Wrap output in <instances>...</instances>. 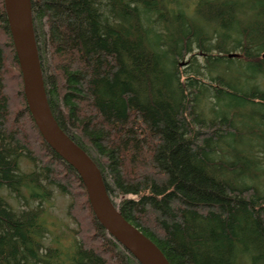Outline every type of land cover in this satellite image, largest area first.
<instances>
[{
    "label": "trees",
    "instance_id": "1",
    "mask_svg": "<svg viewBox=\"0 0 264 264\" xmlns=\"http://www.w3.org/2000/svg\"><path fill=\"white\" fill-rule=\"evenodd\" d=\"M31 1L52 112L123 217L170 264H264V144L237 146L264 140V0ZM53 188L73 198L66 250L46 244ZM0 264H140L36 125L4 0Z\"/></svg>",
    "mask_w": 264,
    "mask_h": 264
},
{
    "label": "water",
    "instance_id": "2",
    "mask_svg": "<svg viewBox=\"0 0 264 264\" xmlns=\"http://www.w3.org/2000/svg\"><path fill=\"white\" fill-rule=\"evenodd\" d=\"M4 4L22 71L27 104L42 136L79 174L96 217L110 234L140 264H170L162 250L117 210L95 162L64 132L56 120L47 97L35 36L32 1L4 0ZM238 56L229 55L230 58Z\"/></svg>",
    "mask_w": 264,
    "mask_h": 264
},
{
    "label": "rangeland",
    "instance_id": "3",
    "mask_svg": "<svg viewBox=\"0 0 264 264\" xmlns=\"http://www.w3.org/2000/svg\"><path fill=\"white\" fill-rule=\"evenodd\" d=\"M232 54H239V52H231ZM190 61V56H187L182 62V68L185 71H189L190 67L188 66V63ZM241 71L236 70V73L239 74ZM264 81V80H262ZM250 123V120L248 119L244 124L247 126ZM242 142L238 143L237 146L240 149H251L257 144H264V140L262 139H256V138H248L247 136H244L242 138ZM21 167L23 171L26 173H30L34 170V165L30 161H23L21 164ZM251 168H254L253 166ZM73 198L70 195L62 193L58 188H53V195L51 200L47 201L44 204L45 207V214L43 218V222L47 225V227L50 229L51 234L50 238L47 241L46 244L52 245L57 247L56 243H53V241L56 238L60 239V247L63 250L71 248L73 244H75V238H76V231H77V225L74 222V220L69 216L68 209L70 205L72 204ZM10 202L15 205L13 200H10Z\"/></svg>",
    "mask_w": 264,
    "mask_h": 264
}]
</instances>
